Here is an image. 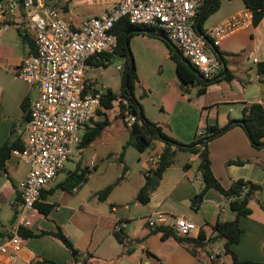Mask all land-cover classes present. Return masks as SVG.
<instances>
[{"label":"crops","instance_id":"1","mask_svg":"<svg viewBox=\"0 0 264 264\" xmlns=\"http://www.w3.org/2000/svg\"><path fill=\"white\" fill-rule=\"evenodd\" d=\"M47 1L50 0H45L46 3ZM115 2L116 0H63V4H57L59 2L52 0L50 4L71 27L79 28L85 18L105 12ZM245 9L248 8L243 0H220L217 10L204 20L203 25L206 23L207 26L202 25L203 30L206 31ZM16 12H19L18 8ZM10 28L8 35L5 33L8 29L0 32V43L22 48L23 54L17 57V66L28 55L31 45L22 38L19 30ZM154 30L159 36L136 33L130 37L133 54L135 57L137 53L146 55L139 49L135 51V38L160 42L173 62L175 77H163V81L154 86L148 83L149 89L146 91L142 87L145 78L142 80L140 74L146 59H142L135 65L137 81L134 94L142 106L144 116L159 124L167 136L181 144H190L195 140L198 127L224 128L231 120L241 118L244 106L252 103L264 106V77L257 71V64L264 61V16L258 24L253 25L251 21L248 26L221 41L217 51L222 59L219 75H223H218V80L207 81L208 85L205 86L203 94H198L201 85L182 84L176 72L175 62L169 54L166 44L168 40L161 37L165 36L161 31ZM117 57H111L110 61H107L104 54L90 56L86 60V81L103 92L110 89L119 96L123 69H117L119 64L116 66L121 73L118 79L109 76L107 72L111 61ZM226 73L231 76L230 79L224 77ZM30 91L33 92V89L28 85L24 91L21 89L15 94L20 105V109L16 111L11 109L10 102L4 100L1 92L0 147L8 139H20L18 132L25 122L21 102L25 98L31 99ZM153 93L159 98H151ZM149 96L150 103L147 104ZM155 108L159 109L161 117L157 116L159 113L156 114ZM104 118H107L110 124L96 139L107 128H111L114 121H119L127 129L121 119L112 115L100 114L97 120L102 121ZM91 144L87 147L78 145L67 160L72 161L70 166L67 168L65 162L64 169L55 181L41 192L38 202L50 206V209L47 214L39 212L32 226L24 229V232L29 231L36 235L28 238L21 236L23 247L17 258L9 261L7 256L0 254V264H81L74 262L69 249L59 239L40 234L42 231L51 232L58 228L72 242L80 257L91 255L92 258L85 264H232L229 255H223L219 260H211L203 245L196 248L193 254L175 238L170 236L162 239L161 232H153L145 224V217L157 211L167 216V222L162 227H170L169 224L177 216L185 217L197 226L195 231L189 234L191 238H195L199 231L212 233L216 223L236 218V213L230 207L232 199L224 197L214 187L205 191L195 210L192 208V199L204 186L198 171L200 158L197 154L178 150L172 164L164 170L159 185L151 192L148 203L141 204L135 197L145 182L144 171L151 166V160L162 151L164 144L155 140L149 147L151 152H148V156L142 161L140 157L137 159L141 171L135 175L132 182L129 181L132 171L127 170L123 180L116 178L109 183L115 185L105 200H100L96 195L103 188L97 183L94 184L93 175L98 168V160L103 157H99L96 152L98 146L84 151L89 150ZM100 145H103L102 140ZM75 151L79 156L73 160ZM208 151L212 172L223 188L228 189L233 181L239 179L260 186L249 202L250 214L238 219L242 233L239 242L232 245L231 249L242 264H264V147L254 148L244 129L233 125L209 140ZM106 156H110V153L107 152ZM122 157L123 153L120 155V158ZM235 160L241 162H231ZM21 164L24 163L11 156L5 161L4 170L0 175V225H12L16 220L13 205L19 201L17 186L28 170L27 167V170L20 174ZM114 193L124 195L119 200H111L109 196ZM129 202L136 208L135 212H131ZM120 207L125 211L122 212ZM5 211L10 212L7 219L1 217ZM116 220L127 221L125 245L119 243L114 236L113 225ZM5 238L6 233L0 230V244ZM129 241L133 247L128 244ZM130 247L133 248L132 251L126 253V249Z\"/></svg>","mask_w":264,"mask_h":264},{"label":"built area","instance_id":"2","mask_svg":"<svg viewBox=\"0 0 264 264\" xmlns=\"http://www.w3.org/2000/svg\"><path fill=\"white\" fill-rule=\"evenodd\" d=\"M205 1L116 0L105 12L85 18L79 28L71 27L45 0H22L19 6L12 1L6 6L0 3V32L14 27L33 41V48L15 70L16 76L33 89V94L29 117L18 132L23 147L11 150V156L26 164L28 170L17 186L19 201L13 205L15 222L0 225V230L6 233L0 254L9 261L17 258L23 247L19 228L32 226L39 213L36 203L41 192L55 181L85 131L94 127L100 114L116 117L122 112L127 129L138 122L126 99L121 97L112 102V109L106 110L102 106L104 92L85 79L86 60L90 56H117L118 39L113 28L120 19L127 18L133 25L161 31L203 80L219 75L222 59L217 47L226 36L248 26L253 14L245 9L206 31L197 32L196 18ZM205 131V127H198L195 139ZM158 161L159 154L153 157L146 171ZM245 191L246 187L242 194ZM166 222V214L160 211L145 217L150 229L162 227ZM169 225L182 236L197 228L194 222L180 216ZM126 226V220H116L113 225V233L120 235L123 245L127 243ZM211 237L212 233H204L203 247L211 260H219L222 251Z\"/></svg>","mask_w":264,"mask_h":264},{"label":"trees","instance_id":"3","mask_svg":"<svg viewBox=\"0 0 264 264\" xmlns=\"http://www.w3.org/2000/svg\"><path fill=\"white\" fill-rule=\"evenodd\" d=\"M20 4L22 0H0V3L4 6L8 5L10 2ZM210 3L208 9L203 14L199 21V30L203 32V22L204 20L217 10L220 4V0H206L200 7L196 21L203 13L207 3ZM245 6L252 11L253 14V25L260 22L264 16V0H243ZM113 32L117 35L118 44L116 47L117 56H122L125 58V64L122 74V89L119 96L114 94L110 89L106 90L102 96V106L106 110H110L113 107V101L118 97L126 99L129 108L137 116L138 122H136L131 129H128L129 138L123 145L125 149L127 146H134L139 152L148 149L155 140L161 141L164 144L162 151L159 153V161L150 167L148 171H144L145 182L136 194L135 200L141 204H147L150 198V194L160 183V179L164 170L170 166L173 162V158L178 150H187L190 153L197 154L200 158L198 164V171L202 177L203 188L194 196L192 199L191 206L195 210L203 199L205 191L210 188H216L224 197L231 198L230 207L236 213V218L232 221L218 222L213 226L211 240L216 244V246L222 251L221 256L229 255L232 258V264H242L237 257L235 252L231 249V246L238 243L242 230L239 226L238 219L240 216H247L250 214L249 202L252 199L254 193L260 189V186L239 179L233 181L228 189L222 187L217 178L214 176L209 160L208 142L211 138L219 135L225 129L230 128L233 125L241 126L246 132L251 145L254 148L264 147V106L259 103H252L246 105L242 109V115L240 119L231 120L227 126L220 128L218 126H207L206 131L202 137L195 139L190 144H181L178 141L167 136L159 124L148 120L142 111V106L135 97L134 86L137 81L136 68L133 61V57L129 47V39L133 34L142 33L150 35H158L154 29L137 26L129 23L127 18L120 19L114 26ZM128 33V34H127ZM22 38L27 40L31 48H33V41L27 34H22ZM169 48L170 57L175 62L176 72L184 86L187 85H201L198 94H203L205 86L208 85L207 81L203 80L201 75H196L195 69L192 65L186 61L182 56L181 52L173 46L169 41H166ZM178 51V53H177ZM107 61H110L111 54H104ZM258 74L264 77V61L257 64ZM125 75H127V82H125ZM226 79H230V75L226 73L224 76ZM219 78H214L209 81L218 80ZM121 109H124V105H120ZM21 108L25 112V121L29 117L30 100L25 98L21 102ZM115 118L122 120V112ZM109 120L104 118L102 121H97L94 127L88 128L82 136V141L80 142V147H87L91 144L102 132V130L108 126ZM23 144L21 139L18 137L14 141L9 139L0 147V175L4 170L5 161L11 157V150L13 148H22ZM231 162H241L239 160ZM113 184L105 186L103 189L99 190L96 195L100 200H105L107 196L113 189ZM246 187L245 193L242 194L243 188ZM42 195V194H41ZM36 206L39 212L47 214L50 206L45 205L41 202H37ZM264 209V208H263ZM24 227L19 228V235L23 238L33 237L36 234L25 231ZM153 232H161V238L173 237L180 244L185 245L191 253L195 254L196 248L203 245L204 233L202 231L198 232L195 238H191L189 235L182 236L178 235L172 227H158L152 229ZM40 234H48L57 239H59L70 251L75 263L80 262L81 264L88 263L91 255L87 254L84 257H80L78 250L73 246L72 242L66 237L63 231L58 228L56 231H42ZM125 236V234H123ZM115 238L119 243H122L120 235L118 233L114 234ZM126 237V236H125ZM127 239V237H126ZM139 242V241H136ZM129 245L133 247L131 241L128 242ZM132 247L127 248L126 253L132 251ZM56 264V263H54Z\"/></svg>","mask_w":264,"mask_h":264},{"label":"rangeland","instance_id":"4","mask_svg":"<svg viewBox=\"0 0 264 264\" xmlns=\"http://www.w3.org/2000/svg\"><path fill=\"white\" fill-rule=\"evenodd\" d=\"M53 2H59L57 4H63V0H53ZM46 3V2H45ZM52 0L47 1V6L51 7ZM204 27L207 26L205 23ZM13 28V27H12ZM11 32V28H9L5 33L8 35ZM135 51L137 49L140 51H144L146 55H141L137 53V57L134 56L132 45L129 43L130 51L133 55V60L136 65V62L140 63L142 59H146L143 67H142V80H144V84H142L143 89L146 91L149 89V85H157V83H161L163 81V77L171 76L175 77V70L173 62L168 58L167 50L163 44L154 40H143L142 38H135L133 40ZM23 54V50L19 46H14L12 44L5 45L0 43V94L2 92V96L6 102H10L11 109L17 110L20 109V105L18 103V97H16V93L24 88L28 87V85L19 79L16 76V64L17 57ZM112 63L108 66V74L109 76H114L117 79L120 78V71L116 69V66L124 68L125 58L122 56H118ZM141 72V71H140ZM153 88V87H152ZM153 90V89H152ZM29 96H32L33 92L30 91ZM21 95V94H20ZM19 95V96H20ZM151 96V95H150ZM149 99L146 100V103H150ZM15 98V99H14ZM151 98L158 99L159 96L156 93H153ZM154 111L159 114L161 117V113L158 108H155ZM128 129H125L119 121H114L113 126L111 128H107L101 136L96 139L89 148V150H84L85 152L90 151L92 147H97L96 152L98 156H102V160H98V168L94 175V184L97 183L101 188L103 186H107V184L113 182L116 178H120L123 180L126 177L127 170L132 171L130 174V180L133 181L135 179V175L139 174L141 171L140 162L137 160L140 157V160H144L148 156V152H151V149L148 148L144 152H139L133 146H127L122 152L123 145L129 138ZM103 141V145H100V141ZM109 152L110 156H106V153ZM121 153H123V157L120 158ZM79 156L78 152L75 151L73 155V160ZM71 162L66 161L67 168L70 166ZM125 166V167H124ZM127 168V169H125ZM27 170V166L25 164H21V168L19 173L22 174ZM122 176V178H121ZM124 194L114 193L111 196V200H119ZM131 207V212H135L136 208H133L131 202L128 204ZM142 207V206H138ZM120 210L124 212V208L120 207ZM10 216L9 211H5L2 213L1 217L7 219ZM2 226H5L4 224ZM1 228V227H0Z\"/></svg>","mask_w":264,"mask_h":264},{"label":"water","instance_id":"5","mask_svg":"<svg viewBox=\"0 0 264 264\" xmlns=\"http://www.w3.org/2000/svg\"><path fill=\"white\" fill-rule=\"evenodd\" d=\"M209 5H210V3L208 2L207 3V5H206V7H205V9H204V11H203V13L200 15V17L198 18V20H197V22H196V24H195V29H196V31L197 32H200V30H199V28H198V26H199V21H200V19H201V17L203 16V14L206 12V10L208 9V7H209ZM128 34V33H127ZM163 39H167L165 36H161ZM177 53H178V51H177ZM195 73H196V75H199V73L197 72V71H195ZM223 75V73H221L219 76H222ZM125 82H127V75H125Z\"/></svg>","mask_w":264,"mask_h":264}]
</instances>
